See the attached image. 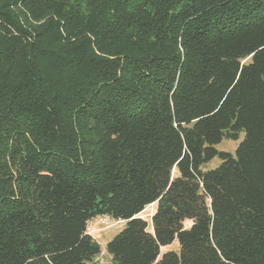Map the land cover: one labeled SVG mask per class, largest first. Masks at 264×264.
<instances>
[{"label": "trees", "instance_id": "1", "mask_svg": "<svg viewBox=\"0 0 264 264\" xmlns=\"http://www.w3.org/2000/svg\"><path fill=\"white\" fill-rule=\"evenodd\" d=\"M100 214L114 264H264V0H0V264Z\"/></svg>", "mask_w": 264, "mask_h": 264}, {"label": "rangeland", "instance_id": "2", "mask_svg": "<svg viewBox=\"0 0 264 264\" xmlns=\"http://www.w3.org/2000/svg\"><path fill=\"white\" fill-rule=\"evenodd\" d=\"M244 136H245V133L241 132L238 139L224 138L220 143H218L216 145V147L219 150L235 153L238 145L243 140ZM221 162H222V160L220 159V157H215L211 161L204 164L203 167L206 170L214 169V168L218 167L221 164ZM175 173H176V170H174V174ZM156 209H157V204H155V203L151 204L148 207H146V209L143 210L141 215H140L149 222L150 230H152V215L155 213ZM125 223L118 224L115 222V218L112 217L110 225L105 226V227H99L98 226L93 231L94 237L96 238V240L100 244L101 253L95 257L94 262L92 264H114L113 260H112V256L107 250V244L113 237H115L125 227ZM185 225L190 226L191 221H189V220L186 221ZM172 250H175V251L180 250V245H179L178 239L174 240V242L171 243L170 245L162 247L161 254H163L167 251H172Z\"/></svg>", "mask_w": 264, "mask_h": 264}, {"label": "built area", "instance_id": "3", "mask_svg": "<svg viewBox=\"0 0 264 264\" xmlns=\"http://www.w3.org/2000/svg\"><path fill=\"white\" fill-rule=\"evenodd\" d=\"M112 217L108 214H100L92 216L87 223V230L90 234L93 235V231L99 227H105L111 224ZM115 222L118 224H123L126 222L124 219H115Z\"/></svg>", "mask_w": 264, "mask_h": 264}]
</instances>
